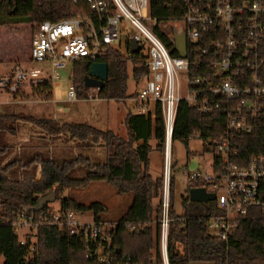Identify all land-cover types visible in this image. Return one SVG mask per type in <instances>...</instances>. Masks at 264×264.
<instances>
[{
	"label": "trees",
	"instance_id": "1",
	"mask_svg": "<svg viewBox=\"0 0 264 264\" xmlns=\"http://www.w3.org/2000/svg\"><path fill=\"white\" fill-rule=\"evenodd\" d=\"M197 2H193L196 5ZM189 12L185 0H149L152 18L183 19ZM69 18L92 19L99 27L97 15L86 0H0V27L29 23L33 31L45 20L57 22ZM173 49L171 35L155 28ZM204 43L188 42L187 57L190 75L198 76V48ZM99 61L108 64V79L101 82L98 97L103 100H125L128 82H136L148 73L147 55L122 53L113 45L105 46ZM94 61L83 57L73 61L71 83L79 91V98H88V72ZM132 66L131 72L129 71ZM93 79V78H92ZM96 80V79H94ZM53 84L45 81L32 86V91L42 99H53ZM135 91L131 96L136 97ZM138 106V104H137ZM34 123L46 135L75 142L77 154L66 148L50 149L46 144L28 143L16 151L10 140L21 129L20 121ZM126 137L112 129H101L87 122L66 121L55 118L23 116L0 109V264H102L86 254L87 243L83 233L71 234L66 227L45 223L54 213L46 202L38 208L40 198L53 191L60 202V212L74 210L92 211L96 223L111 222L101 216L107 207L100 201L82 203L73 197H62L67 188H87L93 181H104L119 194H131L132 201L124 214L114 222L112 254L117 259L137 264H163L159 250V220L162 214L163 177L154 178L150 171L152 140L156 149L164 152L165 123L161 105L154 112H129L124 120ZM226 134V111L215 109L201 112L182 100L178 104L172 141L180 140L187 147L193 136L204 141ZM240 156L247 158L263 146L264 134L254 131L241 136ZM97 147L100 153H94ZM207 151L206 145L204 146ZM94 153V154H93ZM172 165V171L173 167ZM41 173V180L37 175ZM175 179L171 177V223L168 255L170 264L211 262L214 264H264V214L259 207H251L229 241L209 233L206 223L208 214L201 203L190 200L192 186L206 185L195 181L186 187L182 205L184 212L178 215L174 207ZM158 199V202L155 201ZM215 210L212 201L211 209ZM24 216L38 224L34 250L13 229V222ZM120 250V252H117ZM1 258L3 261L1 262Z\"/></svg>",
	"mask_w": 264,
	"mask_h": 264
},
{
	"label": "built area",
	"instance_id": "2",
	"mask_svg": "<svg viewBox=\"0 0 264 264\" xmlns=\"http://www.w3.org/2000/svg\"><path fill=\"white\" fill-rule=\"evenodd\" d=\"M76 1V0H74ZM101 25L92 19L69 18L57 22L45 20L33 33L30 61L38 64L14 62L0 73V92L8 98L19 95L26 86H38L45 81L61 78V71L74 60L89 57L94 62L113 45L121 35L120 23L128 20L141 35L129 37L145 47L149 42L147 65L143 77L145 84L137 91L139 113L154 112L161 105L165 123L164 173L162 188V214L159 220V250L163 264H170L168 246L170 215L172 156L171 142L178 104L185 100L201 112L215 109L226 111V134L204 141L207 152L213 154L211 170L186 173L187 186L202 181L208 192L215 194L205 203L206 223L215 234L229 241L251 207H259L264 214V142L244 163L240 156L241 136L254 131L264 134V0H185L189 12L183 19L158 21L149 13V0H86ZM193 2H197L196 5ZM152 20V29L143 20ZM175 26L171 35L175 50L174 34L185 33L188 42L204 43L198 48V76L190 75V61L186 56L172 54L165 41L155 33V28L167 33L165 26ZM169 34V33H168ZM170 35V34H169ZM141 50V51H142ZM140 51V52H141ZM185 79V81H184ZM186 93L184 94L183 88ZM97 90L100 86H90ZM67 97L78 100L79 91L70 84ZM151 103L154 109H150ZM196 187V186H192ZM45 223L66 227L71 234L83 233L87 243L86 254L102 264H137L117 259L112 254L116 222H83L77 211L57 213ZM16 233L27 230L20 243L29 241L34 250L38 224L24 216L13 223ZM35 235V241L33 236ZM19 236V235H18ZM54 264V263H52Z\"/></svg>",
	"mask_w": 264,
	"mask_h": 264
},
{
	"label": "rangeland",
	"instance_id": "3",
	"mask_svg": "<svg viewBox=\"0 0 264 264\" xmlns=\"http://www.w3.org/2000/svg\"><path fill=\"white\" fill-rule=\"evenodd\" d=\"M143 23L152 29L153 21L143 20ZM170 35L176 29L175 26L163 27ZM121 35L118 41L113 42V46L119 49L122 53H129L127 41L129 37L134 35H141L142 33L132 25L128 20H122L120 23ZM34 29L31 28L29 23L14 24L7 27H0V73L9 68L10 64L14 62H21L24 64H33L30 61V47L31 39ZM149 42L145 40L144 54L147 55ZM12 48L14 51L12 52ZM29 64V65H30ZM73 69L72 62L69 63L62 71L61 78L54 81V101L52 99H42L37 94H34L30 86H26L23 91L15 96L8 98L6 94L0 92V109L8 112L17 113L23 116H35L38 118H55L60 123L68 121L87 122L101 129H112L121 136L126 137V127L122 122V118L126 112H138L137 99L131 96L135 91H140L145 80L142 79L136 82L130 77L128 82V97L125 100H103L98 96L94 98H78V100L71 101L67 97V90L71 83V71ZM132 66L130 65L129 71L131 72ZM185 81V79H184ZM184 94L186 93L185 87L183 88ZM95 95L97 90L94 88L88 89V94ZM57 108L70 110L72 118L69 119L66 114L58 113ZM81 109L83 111H78ZM150 109H154V104L151 103ZM81 112V113H80ZM84 114V115H83ZM21 129L17 135L11 136L10 140L15 144L16 151L28 143L46 144L50 149L66 148L70 152L77 154L79 152L78 145L73 141H66V135L55 138L54 136L46 135V133L37 125L25 120L20 121ZM153 149L150 152V171L151 174L157 178L164 173V152L156 149V141H151ZM204 140L198 136H193L190 139L189 146L187 147L182 141L175 140L171 142V156L173 167L172 176L175 179L174 189V207L178 215L183 214L184 209L182 205L183 195L186 193L187 181L186 173L189 171L205 169L211 170L210 164L213 160V154L205 152ZM95 153H100L101 150L97 147L93 150ZM93 153V154H94ZM42 175L39 173L36 177L41 180ZM62 197H73L76 200L89 204L94 201H100L107 207L106 212L101 216L105 220L115 221L119 219L127 210L132 201L131 194H119L112 185L104 181H93L87 188H67L62 194ZM41 202L49 200V206L57 213L60 202L53 199L52 191H48L42 196ZM158 202V199H155ZM77 219L88 222L93 220L92 211L84 213L78 212ZM27 234V230H20L17 235L22 237ZM210 233L215 234L213 229ZM35 241V235L33 236ZM3 258H1V262Z\"/></svg>",
	"mask_w": 264,
	"mask_h": 264
},
{
	"label": "water",
	"instance_id": "4",
	"mask_svg": "<svg viewBox=\"0 0 264 264\" xmlns=\"http://www.w3.org/2000/svg\"><path fill=\"white\" fill-rule=\"evenodd\" d=\"M174 43L175 50L181 55L187 56V39L185 33L174 34ZM129 53L137 54L142 50V45L136 43L134 40H131L128 46ZM93 78V79H92ZM96 79V80H94ZM108 79V64L103 61H95L91 64L90 70L88 72V81L91 86H100L101 82H104ZM53 193V191H52ZM190 200L201 203L205 208V203L208 201H212L215 199V194L212 192H208L207 189L203 186L191 187L188 194ZM43 197L39 200L38 208L42 207L44 203L49 202V200H44L41 202ZM55 200V196L53 193V199ZM206 212V209L204 210ZM29 245V241H27ZM117 252H120L118 250ZM190 264H214L211 262H191Z\"/></svg>",
	"mask_w": 264,
	"mask_h": 264
},
{
	"label": "crops",
	"instance_id": "5",
	"mask_svg": "<svg viewBox=\"0 0 264 264\" xmlns=\"http://www.w3.org/2000/svg\"><path fill=\"white\" fill-rule=\"evenodd\" d=\"M14 51V48H12V52ZM10 66H11V64H10ZM10 66H9V68H10ZM9 68H7L5 71H7ZM4 71V72H5ZM53 86H54V84H53ZM54 88V87H53ZM54 90V89H53ZM54 99H55V97H54V92H53V101H54ZM55 110H57V112L58 113H63V114H66L67 116H68V118L69 119H71L73 116H72V113H71V111L70 110H68V111H65L64 109H61V108H57V109H55ZM78 111H83V110H81V109H78ZM81 113V112H80ZM129 112H126L125 114H124V116H123V118H122V122H123V124H124V120H125V118H126V116H127V114H128ZM84 115V114H83ZM72 121V120H71ZM110 129V128H109ZM126 134H127V130H126ZM154 177V176H153ZM155 178V177H154Z\"/></svg>",
	"mask_w": 264,
	"mask_h": 264
}]
</instances>
